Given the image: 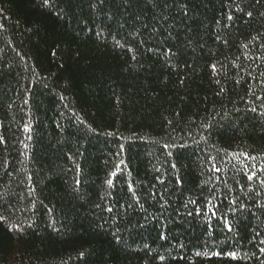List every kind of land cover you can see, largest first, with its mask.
<instances>
[{
    "label": "trees",
    "instance_id": "1",
    "mask_svg": "<svg viewBox=\"0 0 264 264\" xmlns=\"http://www.w3.org/2000/svg\"><path fill=\"white\" fill-rule=\"evenodd\" d=\"M0 138V264H264V0H0Z\"/></svg>",
    "mask_w": 264,
    "mask_h": 264
},
{
    "label": "snow or ice",
    "instance_id": "2",
    "mask_svg": "<svg viewBox=\"0 0 264 264\" xmlns=\"http://www.w3.org/2000/svg\"><path fill=\"white\" fill-rule=\"evenodd\" d=\"M43 2H44L45 5H47L49 3V0H43ZM248 15L250 16L251 13H248ZM228 19H232V17L229 16ZM168 51H171V50L169 49ZM0 142H2V138H0ZM173 167H175V165H173ZM214 171H219V169L218 168H215ZM262 171H264V169H262ZM113 175H115V173H113ZM254 175L255 174L248 175L247 179L249 181L253 180ZM107 183L111 186L112 183H113V181L110 179V180L107 181ZM260 183L261 184H264V180H261ZM192 203H195V201H192ZM233 203H235V202L233 201ZM107 211L111 212L112 209L111 208H108ZM212 215L213 216H216L217 213L216 212H213ZM221 219H223L224 227L227 229V231L231 232L232 231V225H231V223H229L228 220L226 218H224V217H221ZM221 243H223V242H221ZM260 243L262 245H264V240L260 241ZM260 251L261 252H264V247H261L260 248ZM196 255L197 256L204 255L205 257H207L208 256V253L207 252H204V253L197 252ZM212 255H217L218 256V255H220V253L219 252H213ZM227 255L230 256L232 259H236L237 258V253L235 251H230V252L227 253ZM160 259H163V257H160Z\"/></svg>",
    "mask_w": 264,
    "mask_h": 264
}]
</instances>
